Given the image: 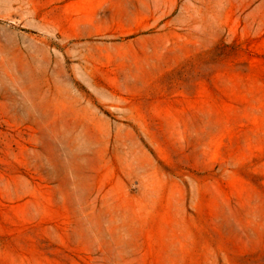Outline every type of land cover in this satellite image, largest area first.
<instances>
[{
  "label": "rangeland",
  "instance_id": "374dc122",
  "mask_svg": "<svg viewBox=\"0 0 264 264\" xmlns=\"http://www.w3.org/2000/svg\"><path fill=\"white\" fill-rule=\"evenodd\" d=\"M0 264H264V0H0Z\"/></svg>",
  "mask_w": 264,
  "mask_h": 264
}]
</instances>
